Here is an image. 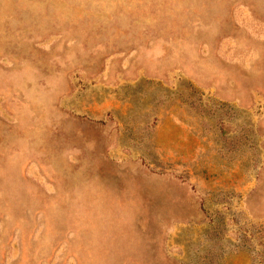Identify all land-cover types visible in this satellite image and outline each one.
<instances>
[{
    "label": "rangeland",
    "instance_id": "rangeland-1",
    "mask_svg": "<svg viewBox=\"0 0 264 264\" xmlns=\"http://www.w3.org/2000/svg\"><path fill=\"white\" fill-rule=\"evenodd\" d=\"M0 264H264V0H0Z\"/></svg>",
    "mask_w": 264,
    "mask_h": 264
}]
</instances>
